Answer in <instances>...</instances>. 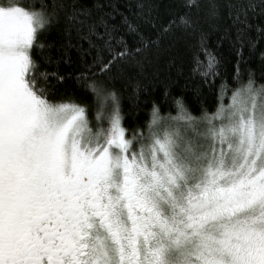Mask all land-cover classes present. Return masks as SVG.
I'll return each mask as SVG.
<instances>
[{"label":"rangeland","instance_id":"rangeland-1","mask_svg":"<svg viewBox=\"0 0 264 264\" xmlns=\"http://www.w3.org/2000/svg\"><path fill=\"white\" fill-rule=\"evenodd\" d=\"M41 24L39 14L0 4V94L15 102L12 121L0 122V216L22 205L56 161L98 163L116 195L128 177L152 205V245L141 248V264H264V205L249 217L226 215L264 188V89L239 90L211 116H157L139 138L127 136L117 115L97 131L82 107L47 103L25 85ZM104 254L98 264H122Z\"/></svg>","mask_w":264,"mask_h":264},{"label":"trees","instance_id":"trees-1","mask_svg":"<svg viewBox=\"0 0 264 264\" xmlns=\"http://www.w3.org/2000/svg\"><path fill=\"white\" fill-rule=\"evenodd\" d=\"M0 4L43 20L28 90L82 107L95 130L117 115L127 136L139 138L157 116H211L239 90L264 89V0Z\"/></svg>","mask_w":264,"mask_h":264},{"label":"flooded vegetation","instance_id":"flooded-vegetation-1","mask_svg":"<svg viewBox=\"0 0 264 264\" xmlns=\"http://www.w3.org/2000/svg\"><path fill=\"white\" fill-rule=\"evenodd\" d=\"M0 97V122L12 121L7 111L15 102ZM5 155L0 145V165ZM105 174L98 163H53L41 186H31L22 205L0 216V264H98L106 248L122 264H141V248L153 239L152 205L128 177L116 195L111 182H102ZM262 205L264 188L227 208L226 215L249 217Z\"/></svg>","mask_w":264,"mask_h":264}]
</instances>
